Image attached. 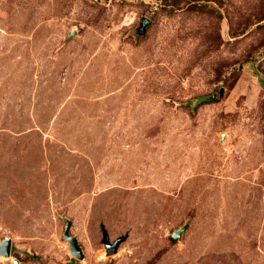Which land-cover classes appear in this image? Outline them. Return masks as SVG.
<instances>
[{
  "label": "rangeland",
  "instance_id": "1",
  "mask_svg": "<svg viewBox=\"0 0 264 264\" xmlns=\"http://www.w3.org/2000/svg\"><path fill=\"white\" fill-rule=\"evenodd\" d=\"M5 237L0 264H264V0H0Z\"/></svg>",
  "mask_w": 264,
  "mask_h": 264
},
{
  "label": "water",
  "instance_id": "2",
  "mask_svg": "<svg viewBox=\"0 0 264 264\" xmlns=\"http://www.w3.org/2000/svg\"><path fill=\"white\" fill-rule=\"evenodd\" d=\"M138 32L139 33L144 32L143 26L139 28ZM68 36H70V34ZM69 227H70V221L67 220L66 225L64 226L62 237L68 243L69 253L75 258L81 259L83 257L81 247L78 244L76 237L69 234ZM180 231L181 229H178L176 232L172 234V236L174 238H177L180 234ZM123 239L124 237L121 236L110 242L106 231L102 229V243L104 245L105 252L108 255L116 252L118 245ZM10 246H11V241L9 237H5L2 240H0V256L8 257L10 255Z\"/></svg>",
  "mask_w": 264,
  "mask_h": 264
},
{
  "label": "trees",
  "instance_id": "3",
  "mask_svg": "<svg viewBox=\"0 0 264 264\" xmlns=\"http://www.w3.org/2000/svg\"><path fill=\"white\" fill-rule=\"evenodd\" d=\"M201 101H204V97H202V96L198 97L196 102H201Z\"/></svg>",
  "mask_w": 264,
  "mask_h": 264
}]
</instances>
